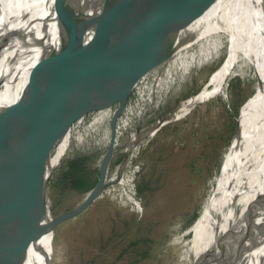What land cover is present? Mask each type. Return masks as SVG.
Wrapping results in <instances>:
<instances>
[{
    "label": "bare ground",
    "instance_id": "6f19581e",
    "mask_svg": "<svg viewBox=\"0 0 264 264\" xmlns=\"http://www.w3.org/2000/svg\"><path fill=\"white\" fill-rule=\"evenodd\" d=\"M53 2L0 0V109L18 102L24 91L39 90L47 83H51L48 90L52 93L59 85L82 75L113 69L119 64L120 68L134 66L141 70L152 58L193 42L206 32L226 31L225 60L209 75L203 89L174 111V120H180L198 104L223 94L242 56L248 58L261 83L256 84L254 94L242 105L240 134L224 159L211 196L188 230V254L193 264H264V0H219L196 20L194 12L189 11L145 24L122 34L100 51L72 56L62 67L29 82V70L48 50L57 47L68 32L81 28H68L70 18L75 17L74 23L81 25L94 12L89 4L72 1L67 7L68 26H59ZM78 101L80 97L70 93L52 96L48 104L60 108ZM18 115L7 114L0 120V192L16 175L29 180L6 202L0 223V244L4 245L0 264H24L26 253L25 264H53L57 227L83 213L112 181L121 182L129 159L115 169L112 181L108 180V162L116 148L112 145L104 156L100 179L86 198L68 215L50 218L45 208L48 184L71 144L72 131L57 140L44 172L34 177V168L41 163L40 153L29 154L32 164L27 159L18 170V163L9 161L13 151L18 153L16 147H11L14 135L31 125L27 118H16ZM169 122L163 117L141 131H134L125 151L128 157L145 137L159 132ZM18 123L21 125L17 126ZM18 196L23 202L16 208Z\"/></svg>",
    "mask_w": 264,
    "mask_h": 264
},
{
    "label": "rangeland",
    "instance_id": "374dc122",
    "mask_svg": "<svg viewBox=\"0 0 264 264\" xmlns=\"http://www.w3.org/2000/svg\"><path fill=\"white\" fill-rule=\"evenodd\" d=\"M227 48L226 31H209L152 58L141 69L145 76L198 69L169 91L119 115L102 116L91 128L72 131L71 144L48 184L45 208L50 218L86 198L112 145L108 180L123 162L132 133L163 117L171 122L135 146L121 182L111 180L83 213L57 227L53 264H193L188 230L212 194L236 139L239 109L254 91V80L246 74L253 68L248 58L242 56L223 94L198 104L180 120L173 113L203 89L225 60ZM137 84L134 91L144 88ZM78 160L85 164L74 163ZM26 260L27 253L24 264Z\"/></svg>",
    "mask_w": 264,
    "mask_h": 264
},
{
    "label": "water",
    "instance_id": "95a60500",
    "mask_svg": "<svg viewBox=\"0 0 264 264\" xmlns=\"http://www.w3.org/2000/svg\"><path fill=\"white\" fill-rule=\"evenodd\" d=\"M72 1L92 6L94 9L92 17L84 20L81 25L74 23L75 17L70 18L68 28L74 26H81V28L68 32L61 38L57 47L48 50L29 70L26 77L29 82L47 76L62 67L69 62L72 56L98 52L122 34L145 24L162 22L176 14L189 11L194 12L193 16L196 20L219 0H54L53 8L59 26H68L66 23L67 7ZM250 56L255 59V55L251 54ZM195 69L198 68H190L185 73L181 72L171 76L161 74L149 77L145 76L144 70L134 66L120 68L119 64L113 69L90 72L75 80L71 79L72 81L64 86L63 84L59 85L52 93H49L48 90L51 83H47L36 91H24L18 102L0 109V120L7 114L17 112L19 115L16 118L22 117L31 121V125L14 135L11 147L13 150L16 147L18 153L13 151L9 161L18 163V170L19 166L26 164L29 154L40 153L39 162L41 163L34 168L37 171L34 173V177H37L38 174L44 172L46 162L51 159L52 148L63 135L70 131L91 128L103 120L102 116L119 115L133 105L169 91L179 85ZM246 74L254 80V91L250 95L251 97L255 92L256 84L261 83V77L253 69H250ZM139 81L141 82L137 84ZM239 82L241 81L239 80ZM141 83L144 84V88L134 91V86ZM70 93L80 97V101L73 106L59 108L48 104L50 97H59V95ZM20 125L21 123L17 124V126ZM239 134L240 124L237 119L235 137H238ZM30 158L31 156L28 163L32 164ZM128 158L126 152L120 165L127 163ZM2 178L0 177V179ZM28 180L29 177L16 175L15 179L7 182L2 188L0 192V223L7 208L8 198L14 195ZM17 198L16 208L23 202V198L20 196ZM72 209L55 216V218L68 215ZM3 251L4 245L0 244V257Z\"/></svg>",
    "mask_w": 264,
    "mask_h": 264
},
{
    "label": "trees",
    "instance_id": "16d2710c",
    "mask_svg": "<svg viewBox=\"0 0 264 264\" xmlns=\"http://www.w3.org/2000/svg\"><path fill=\"white\" fill-rule=\"evenodd\" d=\"M80 162H83L84 164H85V162L84 161H82V160H78V161H76V162H74V163H80ZM73 164V163H72ZM84 167V165L82 166V168ZM76 186H78V185H76Z\"/></svg>",
    "mask_w": 264,
    "mask_h": 264
}]
</instances>
